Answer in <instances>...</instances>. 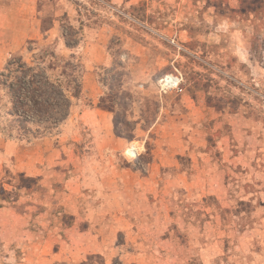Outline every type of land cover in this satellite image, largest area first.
<instances>
[{"label":"rangeland","instance_id":"obj_1","mask_svg":"<svg viewBox=\"0 0 264 264\" xmlns=\"http://www.w3.org/2000/svg\"><path fill=\"white\" fill-rule=\"evenodd\" d=\"M46 51L73 53L80 65L67 116L79 128L64 120L34 139L0 130V264H264V0H0V71L15 55L37 65ZM167 74L181 76V90L160 88ZM183 96L199 116L184 118ZM94 106L127 143L114 160L128 172L146 174L157 146L189 143L219 175L206 166L199 179L190 156L176 155L188 174L177 186L167 166L137 193L129 172L128 192L119 183L107 201L94 198L88 220L86 194L77 210L55 206L48 189L69 193L64 179L97 150L92 127L76 118ZM37 144L65 153L36 162L52 173L31 177L24 151L39 159Z\"/></svg>","mask_w":264,"mask_h":264},{"label":"crops","instance_id":"obj_2","mask_svg":"<svg viewBox=\"0 0 264 264\" xmlns=\"http://www.w3.org/2000/svg\"><path fill=\"white\" fill-rule=\"evenodd\" d=\"M187 96L182 97V101L185 102L186 106L190 108L188 113L184 116L185 119L193 118L194 115L199 116L197 113L196 109H194L190 103V98H186ZM80 120V122H84L85 124H88L90 127H92L94 133L97 135L96 138V143H97V150L93 152V156H91L89 162V166L85 165L83 172L79 173L76 175L74 174L70 178H67L66 180L64 179V184L65 188L69 187L71 191L68 193L67 190L63 191L64 195L63 197L60 198L59 193L53 196V193L49 191V196L48 198H52V202L56 203L55 206H58L59 204H71L74 208H78V204H84L82 199H85V194L90 197L89 200H86V204H89L88 206V213L86 214V219L88 220L87 217L91 216L92 212L90 213V210L93 209L91 205L95 204V199L94 198H99L102 197L106 201L107 199L111 196L113 193H108V191L114 189V187H117V184L120 183V195H122V192H128L129 187L128 184V179L130 180L129 177V172L126 168H122L120 164L115 162L117 160V151L122 150L126 146V142L119 137H115L112 131V125L109 122V118L106 115V113L100 109H98L96 106L93 108L88 107L84 108L81 110V113L79 116H77ZM77 121V119H75ZM69 117L66 119L65 123L68 124L66 130H72L73 133L75 134L76 128V121L75 123H69ZM70 124V125H69ZM178 128L179 131H181V126H175ZM77 128V129H78ZM77 134V132H76ZM74 138H77V136L74 135ZM194 135L193 131L190 133L189 139L193 140ZM38 149L40 144H37ZM5 147L9 149L10 153H14L15 148L17 147L14 143L12 142H7ZM129 147H137L136 145L130 144ZM128 147V148H129ZM155 154L156 156L154 157L153 161L147 163V172L146 174H137V172H130L132 173V181L136 180L138 183V188L137 193L142 191L141 187L144 183H147L148 181L150 182L151 179L155 181L156 177L158 179H161V177L155 173L156 170H161L162 168H169L170 175L168 176V183L170 185L177 186V182L179 180H182L183 178H187L188 174L186 171L181 172L179 168V162L175 159L176 155H186L190 156V161L192 163V168L195 170V175L198 176L199 179L200 177H204L207 172L206 166H209L212 168L207 172L209 173V178H215L216 176L219 175L217 171L213 169V166H216L217 163L212 165L209 162V158H207L205 155L206 153L202 152H196V148L193 145L184 144L180 143V145H172L167 148H160L161 146H157ZM18 148V147H17ZM17 151V150H15ZM63 151V153H62ZM25 152V157L23 159L24 162V171L25 174H29L31 177H35V174H50L52 172H47L45 170H42L37 168L36 162H40L41 164H44L45 162L48 164H55L54 161L59 162L60 159L63 157L61 156L65 153L64 147L60 148H52L46 145L45 147L40 146V151L38 150V154H40V158L38 159L37 157L34 158L33 154L31 151H24ZM20 152H15V156H18ZM205 154V155H204ZM20 159V158H18ZM115 159V160H114ZM57 164V163H56ZM45 171V172H44ZM128 175V177L124 175ZM205 179V178H204ZM44 185L48 187V185H52V183L49 181L44 182L42 181ZM124 184V186L122 185ZM194 183V182H193ZM115 184V186H113ZM190 185H186L187 189L189 188ZM83 188H89L90 191L92 192L91 194H87L88 192H82L80 194L81 189ZM119 188V186L117 187ZM202 190V189H201ZM84 193V195H83ZM47 195V194H46ZM80 195V196H79ZM97 195V196H96ZM188 195H190L188 193ZM82 196V197H81ZM79 197V198H78ZM126 195L123 196L125 198ZM78 198V200H77ZM67 200V202H66ZM90 201H93L94 204H91ZM124 201V200H123ZM100 202V209L104 207L105 202L103 204L101 203L102 201L99 200ZM85 205H83L84 208ZM25 216L29 217L28 214L21 215L20 217L25 219ZM19 216L16 218L18 219Z\"/></svg>","mask_w":264,"mask_h":264},{"label":"trees","instance_id":"obj_3","mask_svg":"<svg viewBox=\"0 0 264 264\" xmlns=\"http://www.w3.org/2000/svg\"><path fill=\"white\" fill-rule=\"evenodd\" d=\"M34 58L37 65L15 55L0 71V117L5 120L0 130L10 138L34 139L50 133L66 120L72 97L80 93L76 73L80 65L73 53L65 59L46 51Z\"/></svg>","mask_w":264,"mask_h":264},{"label":"built area","instance_id":"obj_4","mask_svg":"<svg viewBox=\"0 0 264 264\" xmlns=\"http://www.w3.org/2000/svg\"><path fill=\"white\" fill-rule=\"evenodd\" d=\"M181 76L179 74H167L159 79V86L162 90H181ZM131 156L137 155V150L131 153Z\"/></svg>","mask_w":264,"mask_h":264},{"label":"bare ground","instance_id":"obj_5","mask_svg":"<svg viewBox=\"0 0 264 264\" xmlns=\"http://www.w3.org/2000/svg\"><path fill=\"white\" fill-rule=\"evenodd\" d=\"M137 150V147H129L128 148V152L129 153H133L134 151H136Z\"/></svg>","mask_w":264,"mask_h":264}]
</instances>
